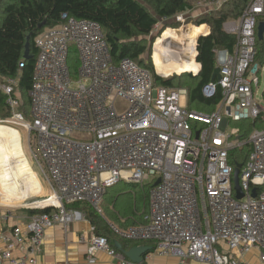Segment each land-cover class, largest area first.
Here are the masks:
<instances>
[{"label":"built area","instance_id":"obj_1","mask_svg":"<svg viewBox=\"0 0 264 264\" xmlns=\"http://www.w3.org/2000/svg\"><path fill=\"white\" fill-rule=\"evenodd\" d=\"M228 1L216 2L222 6ZM261 22L264 0H251L238 22L225 23L237 42L233 52L215 51L220 79L202 90L207 99L221 92L211 113L190 109L187 89L155 86L151 72L135 61L116 64L96 21L66 13L59 26L44 31L35 41L32 122L21 109L19 81L11 78L0 82L11 110L0 123L27 132L52 193L28 207L37 212L28 224L3 237L0 264H36L47 230L86 220L69 205L89 204L101 214L106 191L121 183L151 186L145 223L128 230L112 226L121 239L155 242L153 254L202 264H251L245 257L258 250L264 264V105L258 98L263 67L257 60ZM73 48L79 56L75 74ZM244 121L258 126L242 139L241 129L232 124ZM34 137L39 155L32 149ZM247 146L239 177L244 197L238 199L231 157ZM16 251L23 255L16 258ZM98 252L120 257L107 237L95 235L89 264Z\"/></svg>","mask_w":264,"mask_h":264},{"label":"trees","instance_id":"obj_2","mask_svg":"<svg viewBox=\"0 0 264 264\" xmlns=\"http://www.w3.org/2000/svg\"><path fill=\"white\" fill-rule=\"evenodd\" d=\"M250 1L229 0L222 6L221 10L202 16L201 21H198L199 26L195 27L200 30L207 27L209 31L211 28V32L210 34L209 31L206 34L201 31H198L199 34L197 32V36L191 45L187 67V73H198L200 71L199 63L201 65L199 75L189 74L165 80L155 72L151 53L144 41L153 32L160 20L172 19L176 15L189 10L191 0H0V82H5L11 78L19 81L22 98L21 109L26 118L31 119L29 91L32 87L37 59L35 41L47 29L59 26L62 15L67 13L77 19L96 21L102 26L116 64L123 59L135 61L151 72L155 86L183 87L189 91L188 106L190 109L211 113L221 100V92L214 99H207L203 96L202 90L206 84L212 81L217 67L215 51L228 50L233 52L237 42L236 36L228 34L224 29V25L228 21L238 20ZM142 2L147 3L151 9H148ZM43 23H46V26L41 28L40 25ZM207 34L209 35L201 37ZM28 43H30V58L26 59L25 53ZM173 53H176L178 59L179 52L173 49ZM146 55H148V58H145ZM257 60L264 68V39L262 41L258 39ZM21 63H24L23 68L20 66ZM10 116L11 110L7 105V96L0 94V121H5ZM238 124L240 125V137L242 139L246 138L250 131L258 126L251 121ZM9 133L5 125H0V153L6 151V146L4 147L2 144V138L9 137ZM249 151L250 149L247 146L233 153L231 157L233 158L232 164L236 169L244 166ZM14 156H16V151L13 152V158L8 163V167L13 173L11 179L16 180L17 175L14 176V174H17V172L15 169L23 166L28 160L19 161ZM122 184L128 183L118 184L106 191L105 203L103 199L101 205V214L89 204L76 203L69 205L70 209L86 210L85 215L96 227L97 234L107 237L109 242L112 241L113 237H118L112 226L120 230H128L132 226L145 223L144 217L146 215L140 214V210L132 211L131 209L119 208L120 202L118 201L122 197L120 193L122 190H116ZM139 186L135 184L124 187L126 191L137 190L140 192V197L133 198L136 207L143 206L142 204L148 200L147 190L143 187L138 190ZM150 187L149 185L148 188L150 189ZM87 207H89V210H87ZM121 240L128 242L127 245L140 243ZM143 243L147 247L150 246V253L156 249L155 242Z\"/></svg>","mask_w":264,"mask_h":264},{"label":"rangeland","instance_id":"obj_3","mask_svg":"<svg viewBox=\"0 0 264 264\" xmlns=\"http://www.w3.org/2000/svg\"><path fill=\"white\" fill-rule=\"evenodd\" d=\"M142 4H144L148 9H151V7L147 3L142 2ZM222 6L217 5L216 1L211 0H191V8L186 12L176 15L172 19L160 20V22L154 28L153 32L149 36H147L144 41L148 45V51L151 53V60L153 62V66L157 75L163 77L165 80L174 77L178 78L189 74H192L194 76L199 75L200 72L196 74L187 73L191 45L195 38V35H197V31H195V26H199L198 21H201L202 16L204 17L205 15L207 16L212 12H216L217 10L219 11L223 8ZM181 19L184 20V22L180 21ZM234 21L238 22V20ZM197 30L199 32H202L204 29ZM173 49H176L177 52H179L178 59L176 53H173ZM145 58H148V55H146ZM71 67L73 73L75 74L79 68V56L75 48L72 49ZM174 88L182 89L183 87ZM258 98L261 104L264 105V68L260 74ZM27 121L32 122V119L27 118ZM0 125H5L6 130L10 132L9 137L2 138V144L4 145V147L6 146V151L0 153V204H2L3 206H0L1 212L2 210H16L17 207L26 206V204L31 205L37 199L36 197L39 196L36 193L31 194L26 192L25 194H21L22 191H20V193L18 192L19 190H26L27 184L33 188L37 186V181L34 176H32L33 172L31 170V164L33 166L34 171L41 180L44 188L48 189V187L45 181L46 178L44 177L42 171L40 170L38 164L35 162L34 157L31 153V149L28 144L27 132L23 128L12 125L10 123H0ZM232 127L239 128L240 125L232 124ZM22 136L24 149L22 145ZM32 149L37 155L38 153L35 137L33 139ZM14 151H16V156L14 157L18 158L17 160L26 161L29 159L28 162L23 164V166H20L15 169L17 172V174H14V176L17 175L16 180L11 179L13 173H11L8 167V163L13 158ZM29 161L31 162V164ZM139 187L145 188L149 194L150 190L148 188V185H140ZM17 192L20 196L17 195ZM50 192L52 193L51 189ZM29 194L30 196H28ZM41 199L48 200L49 196L42 197ZM105 199L106 197L104 198V203ZM87 210H89V207H87ZM84 212L86 213V210H84Z\"/></svg>","mask_w":264,"mask_h":264},{"label":"crops","instance_id":"obj_4","mask_svg":"<svg viewBox=\"0 0 264 264\" xmlns=\"http://www.w3.org/2000/svg\"><path fill=\"white\" fill-rule=\"evenodd\" d=\"M197 29L198 28L195 27V31L198 32ZM201 30H203L202 32L205 34L209 31L207 27H204ZM210 32H211V29L209 31V34ZM209 34L201 36V37L208 36ZM196 36L197 35H195V37ZM22 145L24 149L23 136H22ZM31 170L33 172L32 176H34V178L37 181V186L33 188L27 184L26 190L24 191L19 190L18 192L20 193V191H22L21 194H25L26 192L31 193V194L36 193L39 196L36 197L37 199L33 202V204L42 203L45 201L44 200L45 198L44 199H41V198L50 196L51 194L50 189L52 190V188L46 179L45 181L47 183V187L49 191L48 189L44 188L41 180L39 179L38 175L34 171L32 164H31ZM130 185L132 184H122L121 187L123 188H120L119 186L116 190V191L122 190L120 192L122 194V197H120L118 201L120 202L119 208L121 209L122 207L125 210L131 209L132 211L140 210V214H142L143 216L147 215L146 213H149L150 191L148 194V200L142 204L143 206H141L143 208L136 207L135 206L136 203L134 199L136 197H140L141 194L137 190H136L137 193L134 190H127L128 192L124 190V187H129ZM140 189L141 188H139L138 190ZM18 192H17V195H18ZM126 194L128 195L126 196ZM28 196H30V194ZM26 197H23V198H26ZM31 205L26 204V206L17 207L16 210H12V211L2 210L0 212V254H1V251H3L6 247L3 237H10L12 235V231L15 226H24L28 224L31 221L32 216L37 213L28 208ZM0 206H2V204H0ZM73 210L81 212L84 215L86 214L84 211L79 210V209H73ZM139 225H143V224H139ZM94 227L95 226L92 225L88 217H86V220L75 221L69 224L68 226L58 224L54 226L53 228L47 230L45 234V238H44L43 247L37 255L36 264H89V261H88L89 244H90L91 239L95 235H98L96 232V229L95 231L93 230ZM82 237L85 238V241L81 240ZM127 243L128 242H123L119 237H113L110 244L113 246L114 249L117 250L120 257L115 258V257H111L106 252H98L97 254L94 255V259H95L94 264H123L124 260L130 261V259L127 258L124 255V253L119 250L118 248L119 245L122 246V249L125 252H130L132 249L136 247L146 246V244L141 243V242L139 244L132 243L131 245H127ZM22 255L23 254L19 251H16L14 253V256L16 258H19ZM149 255L144 256L145 260L143 264H202V263L193 261L191 259H187V258L183 259V258L174 256V255L160 257L156 254H153L152 252L151 253L149 252ZM245 260L250 262L251 264H260L258 250H253L251 253H249L245 257Z\"/></svg>","mask_w":264,"mask_h":264},{"label":"water","instance_id":"obj_5","mask_svg":"<svg viewBox=\"0 0 264 264\" xmlns=\"http://www.w3.org/2000/svg\"><path fill=\"white\" fill-rule=\"evenodd\" d=\"M46 23H43L40 25L41 28L45 27ZM258 39L262 41L264 39V22H261L258 28ZM199 41V40H198ZM25 58H30V43L26 46V53ZM216 79H220V68L217 67L214 71L212 81L214 82ZM240 168L238 167L235 171V184H236V191L238 199H242L244 197V194L242 193L240 186H239V177H240ZM160 183V180L156 183L158 185ZM255 196V195H254ZM119 250L124 253V255L130 259L133 263L136 264H143L144 262V256L148 254V252L151 250L150 247L142 246V247H136L132 249L130 252H125L122 249V246H118Z\"/></svg>","mask_w":264,"mask_h":264}]
</instances>
